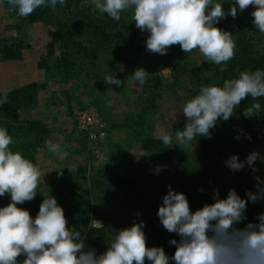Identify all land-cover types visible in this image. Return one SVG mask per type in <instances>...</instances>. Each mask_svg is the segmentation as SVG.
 Instances as JSON below:
<instances>
[{
  "label": "trees",
  "instance_id": "trees-1",
  "mask_svg": "<svg viewBox=\"0 0 264 264\" xmlns=\"http://www.w3.org/2000/svg\"><path fill=\"white\" fill-rule=\"evenodd\" d=\"M226 4L224 8L227 11ZM0 8L11 9V6L3 0ZM251 11L249 8L238 13L235 19L229 16L217 25L230 31L236 44L235 56L224 72L211 62L197 64L189 61L190 53L185 54L178 45L169 48L167 55L154 56L146 51V38L134 31L126 14L122 13L121 20L116 22L96 10L90 0H66V5L61 7L58 4L55 12L49 7H40L31 15L18 18L17 31L24 24L41 23L51 32L37 64L38 69L44 72V80L0 92V99L7 95V103L0 107V127H6L14 140L10 149L20 151L37 165L36 156L46 148L49 136L55 131L63 133L65 130L53 127L56 123L54 116L40 112L41 107L53 105L60 109L64 107L71 117L72 128L66 138L81 145L78 146L79 151L86 152L83 148L87 147L85 155L89 160L87 165L78 164L74 171L64 168L62 175L54 173L47 183L41 180L36 198L18 207L28 209L35 217L43 199L40 194L50 192L63 207L69 227L82 230L87 237L86 244L95 248L97 253L105 250L110 236L108 229H118L112 222L118 213L113 215L112 211L123 209L127 215L144 222V232L149 240L147 246H162L171 255L175 249L169 246L168 241L178 237L168 233L157 216L169 184L173 190L187 196L193 211L204 203L212 202L214 189L219 190L221 198H225L232 188L242 198H246L247 191L255 192L253 175L245 169L246 165L234 173L224 161L235 153L243 161L253 151V146L260 144V136L264 134V98L258 101L261 111L257 116L247 118L243 115V109L252 103L249 97L241 102L229 121H218L216 128L211 130V138L198 137V143L194 141L187 149L175 140L176 132L182 130L183 125L174 124L166 130L173 136L174 147L165 146L159 136L162 133L159 101L163 94L175 95L183 83L189 84L193 90L188 97L178 99L183 107L187 98L198 94L202 84L222 86L225 79L236 76L239 71L264 69V34L253 27ZM11 13L18 17L16 11L11 10ZM29 49L23 39L5 40L0 36V62H23ZM122 67L129 71L122 80L137 89L134 97L128 95L126 98L130 110H127L126 117H116L112 123L100 120L103 126L96 133L97 137L92 139L91 131L82 127L75 117L74 107L79 106L84 98L102 107L109 98L103 87L104 75L112 68L118 70ZM140 67L149 73L143 86L130 77ZM163 69H170L171 80L161 74ZM51 81L54 89L49 84ZM48 88H51V93ZM255 122L259 123L257 131L252 127ZM112 129L121 131V143L114 148L106 137L103 146L106 159L94 164L92 151L100 146L98 134H110ZM243 129L248 135L240 134ZM155 133L159 137H155ZM235 133L243 138L251 136V140L245 138L244 143L232 145L229 139ZM124 144L135 146L138 151L136 161L127 154L129 148L123 149ZM154 164L159 165L158 170L151 169ZM222 171L227 172L232 181L220 180ZM85 180L87 184L84 185ZM9 201L8 195L0 197V207ZM261 211H264V202L255 205L249 202V220ZM91 218L102 219L104 226H93Z\"/></svg>",
  "mask_w": 264,
  "mask_h": 264
},
{
  "label": "clouds",
  "instance_id": "clouds-1",
  "mask_svg": "<svg viewBox=\"0 0 264 264\" xmlns=\"http://www.w3.org/2000/svg\"><path fill=\"white\" fill-rule=\"evenodd\" d=\"M225 2L230 5L227 11ZM7 3L18 16L25 17L40 7L55 12L58 4L66 5V0H7ZM91 3L116 22L121 20L122 13L130 10L135 27L147 33V52L163 56L177 45L185 54L198 50L206 61L219 66L221 72L226 71L236 48L232 33L217 26L221 20L229 16L235 19L238 13L251 7L252 25L264 34V0H91ZM148 74L140 67L130 77L143 86ZM104 82L117 87L123 84L116 75L105 76ZM249 97L252 103L243 109V115L252 118L261 111L258 101L264 98V69L239 71L225 79L222 86L202 84L198 94L187 98L183 105L185 123L176 132L175 140L187 149L194 141L198 143V137L211 138V130L218 121H229L241 102ZM6 103L5 94L0 107ZM240 131L242 134L243 130ZM245 138L251 140V136ZM160 139L165 146H176L169 132H162ZM235 139L240 140L241 135ZM13 143L7 128L0 127V197H10L9 203L0 207V264H145L146 261L148 264H264V211L253 220L247 216L249 202L254 205L264 202V185L257 184L255 192L247 191L246 198L234 188L221 198L219 190L214 189L212 202L193 211L187 196L169 184L157 216L162 227L178 237L168 241L175 249L173 254L169 255L162 246H147L142 220L130 227L109 230L105 250L98 254L86 244L82 230L69 227L63 207L50 192L40 194L43 199L35 217L28 209L18 207L36 198L42 174L20 151L10 149ZM46 146L54 155H68L60 144L46 141ZM258 159L260 153L252 151L243 161L233 154L224 164L235 173L245 165L254 167ZM57 173L62 175L61 170ZM95 223L104 226L99 221Z\"/></svg>",
  "mask_w": 264,
  "mask_h": 264
},
{
  "label": "rangeland",
  "instance_id": "rangeland-1",
  "mask_svg": "<svg viewBox=\"0 0 264 264\" xmlns=\"http://www.w3.org/2000/svg\"><path fill=\"white\" fill-rule=\"evenodd\" d=\"M91 2V0H90ZM224 3V7L225 4ZM228 4V5H227ZM227 8L230 7L229 3H227ZM251 10H253L250 7ZM12 9L9 8H0V36L5 40H19L23 39L25 44L28 46L29 52H26L25 57L23 58V62H0V92L3 91H9L17 86L27 84L30 82H37V81H43L44 80V72L43 70L38 69L37 64L39 63L41 56L44 54V48L48 44L49 36L51 29L48 27L43 26L41 23H27L24 24L23 27H21L20 31H17V19H21L23 17L16 16L13 13H11ZM126 18L130 20V23L132 21V27L135 32H137L140 36H143L146 38L147 33L141 32L139 29L135 27L134 21L132 20V12L129 10L125 12ZM153 54V53H152ZM154 56L158 57L160 55L153 54ZM191 60L194 61L197 64H201L202 62H209L206 61L203 55L198 51L195 50L190 53ZM25 62V64H24ZM28 63V64H27ZM161 74L165 77V79L171 80V71L170 69H163L161 71ZM117 76L118 79L122 80L124 76L129 75V71L125 68H118L116 69H110L109 73L104 75L105 76ZM123 81V80H122ZM51 81L49 84L54 89V84ZM54 86V87H53ZM103 87L104 90H106L107 95H109V98L106 99L104 102V105L102 107H97L98 103L95 101H91L88 98H84L81 101V104L79 106L74 107V115L77 118L79 115L83 113H92L94 116H96L99 120L102 122H108L112 123L116 117H120L123 119L126 117L127 110H130V105L126 103V98L128 95H131L132 97L135 96L137 89L132 84H127L123 81V84L121 87H117L116 85H108L103 80ZM50 93L52 92L51 88ZM193 88L187 84L183 83L181 85L180 90L175 94L171 95L167 92L163 94V98L161 101H159L160 106V113L162 115L160 125H161V132H165L167 128H169L171 125L177 124V125H184L185 120L182 115V109L181 102L178 100L179 97H188L189 92H191ZM50 93H48L50 95ZM48 95V96H49ZM43 96V95H42ZM42 96H40V99L43 100ZM110 99V100H109ZM184 105V104H183ZM182 105V106H183ZM62 109V110H61ZM56 107L53 105H50L48 107H41L40 112H43L44 114H47L49 117L54 116L56 123H53V127H56V129L63 130V133H59L61 131H56L52 133L47 141H51L54 144H60L63 151L67 152L68 155L66 157L59 155V154H52L48 151L47 146L46 148L39 151L36 158H37V166L41 170L42 178L41 180L43 183H47L50 178L54 176V173H56L59 170H62L64 168H68L71 171H74L77 168L78 164L86 163V165L89 163V160L86 158V152L88 151L87 147L83 148L87 150L86 152H83V150L79 151L80 148L78 146H81L74 141V139L66 138L67 134H69L70 127L72 128L71 124V117H69L66 114L65 108ZM102 118V119H101ZM107 124V123H106ZM252 127L254 128V131H257L259 129V123L255 122ZM239 133V132H238ZM244 134L248 135L246 129H243ZM66 134V135H65ZM241 134V131H240ZM65 135V136H63ZM161 135V134H160ZM159 135V136H160ZM155 137H159L154 135ZM236 133L234 134V137H230V143L232 145L237 146L240 144V142L244 143L243 137H241L240 140L235 139ZM109 138V142L114 146V148H117L119 144L121 143L122 135L121 131L118 130H110V134L107 132L98 134V139L100 140V146L98 149L92 151L93 152V162L94 164H99L102 162V160H105V147L104 144H106L107 138ZM126 143V142H125ZM128 144V143H126ZM126 144L123 145V149H127L126 151L129 154L134 161H136V156L138 155V151L136 150L135 146L127 147ZM242 144V143H241ZM46 145V144H45ZM230 146V145H229ZM253 151H258L260 153L261 159H258L255 163L254 167H248L246 165V170L250 172L251 175H253V185L256 186L257 184L264 183V134L260 136V144L257 146H253ZM132 154V155H131ZM236 154V153H235ZM233 155V154H232ZM158 164L152 165V170H158ZM44 176V177H43ZM83 180V179H82ZM220 180L224 182L232 181L231 177L227 172H221L220 173ZM87 184V181H84V185ZM123 210V209H122ZM122 210H113L112 213H118V215H115L112 222L116 224L118 229L124 228V227H130L133 222H139L140 220H136L131 215H127ZM130 216V217H129ZM129 217V219H128ZM95 221H99L101 224L104 225V221L102 219H93L91 218V222L93 223V226L100 228V226H97ZM111 230L108 229V231ZM149 240H147L148 242ZM149 245V244H148ZM149 247V246H148ZM99 254V253H98ZM145 264H148L146 261Z\"/></svg>",
  "mask_w": 264,
  "mask_h": 264
},
{
  "label": "built area",
  "instance_id": "built-area-1",
  "mask_svg": "<svg viewBox=\"0 0 264 264\" xmlns=\"http://www.w3.org/2000/svg\"><path fill=\"white\" fill-rule=\"evenodd\" d=\"M80 125L85 127L91 131L90 135L92 139H95L97 136V132H99V128L103 126L99 119H97L91 113H84L78 117Z\"/></svg>",
  "mask_w": 264,
  "mask_h": 264
},
{
  "label": "crops",
  "instance_id": "crops-1",
  "mask_svg": "<svg viewBox=\"0 0 264 264\" xmlns=\"http://www.w3.org/2000/svg\"><path fill=\"white\" fill-rule=\"evenodd\" d=\"M7 63H9V62H7ZM13 63V62H12ZM24 64H25V62H24ZM28 64V63H27Z\"/></svg>",
  "mask_w": 264,
  "mask_h": 264
}]
</instances>
